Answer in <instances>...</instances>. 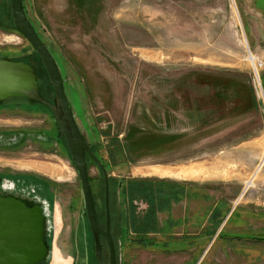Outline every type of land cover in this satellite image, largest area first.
Segmentation results:
<instances>
[{"label":"rangeland","instance_id":"obj_1","mask_svg":"<svg viewBox=\"0 0 264 264\" xmlns=\"http://www.w3.org/2000/svg\"><path fill=\"white\" fill-rule=\"evenodd\" d=\"M23 3L108 174L116 264H264V68L261 91L247 55L264 54V0ZM7 10L0 0V55L29 58L40 96L53 102L48 73ZM19 98L0 107V176L48 184L26 187L42 190L43 230L56 241L41 264H96L64 138L48 108ZM86 162L103 225V173ZM152 168L173 174H146ZM189 198L198 210L181 224Z\"/></svg>","mask_w":264,"mask_h":264},{"label":"water","instance_id":"obj_2","mask_svg":"<svg viewBox=\"0 0 264 264\" xmlns=\"http://www.w3.org/2000/svg\"><path fill=\"white\" fill-rule=\"evenodd\" d=\"M12 17L17 31L39 54L54 91L49 102L39 94L35 69L23 61L0 59V101L8 97H22L41 103L50 110L64 136L73 165L80 178L85 212L94 241L97 264H104L100 236L106 240L108 264H116V250L110 233L108 174L93 154L81 132L66 96L58 64L29 20L23 0H10ZM86 154L101 169L104 176L105 228L98 220L89 183ZM43 216L39 207H27L23 202L0 196V264H36L45 257L42 239Z\"/></svg>","mask_w":264,"mask_h":264},{"label":"flooded vegetation","instance_id":"obj_3","mask_svg":"<svg viewBox=\"0 0 264 264\" xmlns=\"http://www.w3.org/2000/svg\"><path fill=\"white\" fill-rule=\"evenodd\" d=\"M0 59L17 61L16 58H14V57L12 58L10 56H5V55H0ZM12 99H14V100L15 99L23 100V99H20L19 97H8V98L0 101V107H3L4 105H7L5 103L9 102ZM103 178H104V176H103ZM42 184H44V182H42L40 180V178H38L36 175H34L32 173H27V174L26 173H21V174L20 173H14V174L12 173L7 178H5L3 176L2 177L0 176V196L19 200V201L23 202L27 207H39L40 210H41V214L43 216V226H44L45 215H44V207H43V201H42L43 198L40 195V191H42V190L41 189L38 190L39 192L38 191H28V190H26V187H27V189H32V188L35 189L34 187L38 188ZM44 185H48V184L45 183ZM121 185H122V183L120 181L119 184H118L119 189H120ZM108 193H109V182H108ZM103 202H104V196H103ZM147 212L149 213V211H147ZM170 212H172L171 209H170ZM109 213H110V199H109ZM143 214H146V212L143 213ZM97 216H98V220H99L101 226L103 228H105V205H104V224L103 225H102V222H101L102 220H100V217H99L98 213H97ZM166 221H168V219ZM166 221H164L165 223L162 222L161 225L165 226L166 225ZM173 221L175 222V219ZM110 233H111V237H112L111 217H110ZM44 234H45V237H44ZM42 239H43V243L46 246V252L48 250L47 245L49 246V249L51 251H52V249L54 250L53 244L55 242V245H56V241L55 240L52 241L53 238H52V236L50 234H49V239H48V233H45L44 230L42 231ZM102 240H104L106 242V240L102 236H100L101 247L103 249ZM113 242H114V240H113ZM115 250H116V248H115ZM94 257H95V255H94ZM53 258H54V256H53ZM53 258L51 257L49 259L48 264H53V263L56 262V260L53 261L54 260ZM95 260H96V258H95ZM58 261H60V260H58ZM39 262H41V260ZM96 264H97V262H96Z\"/></svg>","mask_w":264,"mask_h":264},{"label":"built area","instance_id":"obj_4","mask_svg":"<svg viewBox=\"0 0 264 264\" xmlns=\"http://www.w3.org/2000/svg\"><path fill=\"white\" fill-rule=\"evenodd\" d=\"M249 56H251V60H250L251 71L255 78L257 87L262 91V85H261V79H260L259 72L263 70L264 68V54H261L260 56H255L249 51Z\"/></svg>","mask_w":264,"mask_h":264},{"label":"trees","instance_id":"obj_5","mask_svg":"<svg viewBox=\"0 0 264 264\" xmlns=\"http://www.w3.org/2000/svg\"><path fill=\"white\" fill-rule=\"evenodd\" d=\"M7 8H8V10L6 11V16H7L8 18H10L11 23H12V28L16 31L17 29H16V27H15L14 20H13V17H12V12H11V7H10V0H7ZM0 26H2V25H0ZM31 55L36 56L38 62L42 64V60H41L39 54L36 52V50L32 49V52L30 53V56H31ZM19 60H22V61H24V62H31L29 58H21V59H19ZM43 66H44V65H43ZM36 73H37V76H38V75H39V71H36ZM52 89H53V87H52ZM38 105L41 106V107H45V108H47V106H45V105H43V104H41V103H38ZM56 125H57V123H56ZM57 127H58V129H59V131H60V134L63 136L62 131H61V129L59 128L58 125H57ZM63 138H64V136H63ZM64 141H65V139H64ZM65 143H66V142H65ZM91 151H92V150H91ZM88 156H89V155L86 154V161H87V157H88ZM87 168H88V166H87ZM36 264H37V263H36ZM38 264H41V262L38 263Z\"/></svg>","mask_w":264,"mask_h":264},{"label":"crops","instance_id":"obj_6","mask_svg":"<svg viewBox=\"0 0 264 264\" xmlns=\"http://www.w3.org/2000/svg\"><path fill=\"white\" fill-rule=\"evenodd\" d=\"M189 200H191V201L193 200L194 202L193 203L192 202L189 203L191 206H190V208L188 210V213H186V209L184 210V205H183L182 208H180V209H182V212L180 213V216H179L181 224L183 222H185V223L188 222V220L186 218L187 214L189 215V218H192V216L196 213L195 211L198 210L197 208H194L195 205L196 206L198 205V199L197 198L196 199L189 198ZM181 201H183V199ZM181 205H182V202H181ZM189 222H191V221H189ZM195 222H196V220H195Z\"/></svg>","mask_w":264,"mask_h":264},{"label":"bare ground","instance_id":"obj_7","mask_svg":"<svg viewBox=\"0 0 264 264\" xmlns=\"http://www.w3.org/2000/svg\"><path fill=\"white\" fill-rule=\"evenodd\" d=\"M247 55H248V59L250 61L251 60V56H249V51H248ZM177 173H179V175H182L181 172H177ZM146 174H149V175L153 174V175H158V176L162 177V176H171L173 174V172H171L169 170H164V169L152 168L149 171H147Z\"/></svg>","mask_w":264,"mask_h":264}]
</instances>
